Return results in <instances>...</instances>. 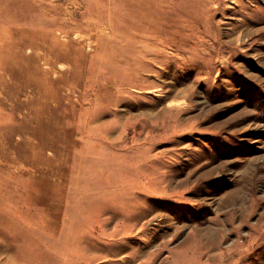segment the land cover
<instances>
[{
    "label": "rangeland",
    "instance_id": "1",
    "mask_svg": "<svg viewBox=\"0 0 264 264\" xmlns=\"http://www.w3.org/2000/svg\"><path fill=\"white\" fill-rule=\"evenodd\" d=\"M0 264H264V0H0Z\"/></svg>",
    "mask_w": 264,
    "mask_h": 264
}]
</instances>
